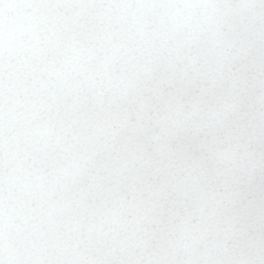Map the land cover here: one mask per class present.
Instances as JSON below:
<instances>
[{"label": "snow or ice", "instance_id": "1", "mask_svg": "<svg viewBox=\"0 0 264 264\" xmlns=\"http://www.w3.org/2000/svg\"><path fill=\"white\" fill-rule=\"evenodd\" d=\"M0 264H264V0H0Z\"/></svg>", "mask_w": 264, "mask_h": 264}]
</instances>
